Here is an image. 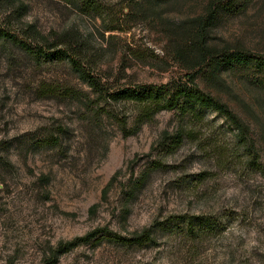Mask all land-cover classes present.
<instances>
[{
	"label": "rangeland",
	"instance_id": "1",
	"mask_svg": "<svg viewBox=\"0 0 264 264\" xmlns=\"http://www.w3.org/2000/svg\"><path fill=\"white\" fill-rule=\"evenodd\" d=\"M96 1L99 12L80 0H0V30L15 37L0 39V264H46L59 244L99 228L133 237L151 227L148 245L90 242L57 264H264V71L213 73L206 58L211 49L264 57V0L217 19L210 5L227 0ZM41 38L70 41L112 92L195 75L248 126L262 169L214 112L171 155L155 147L175 132L174 112L130 135L135 106L103 100L68 61L37 59L24 44ZM159 159L165 167L127 197ZM185 215L214 223L192 235Z\"/></svg>",
	"mask_w": 264,
	"mask_h": 264
},
{
	"label": "trees",
	"instance_id": "2",
	"mask_svg": "<svg viewBox=\"0 0 264 264\" xmlns=\"http://www.w3.org/2000/svg\"><path fill=\"white\" fill-rule=\"evenodd\" d=\"M71 1V0H66ZM252 0H245L239 6L236 0H227L226 2H213L209 7L208 17L217 19L219 11L239 14L245 11L246 6ZM82 8L86 12H99L100 6L96 0H80ZM64 38L66 37L63 36ZM201 42L204 39V33H201ZM0 39H15L8 31L0 30ZM43 44L31 45L24 44L31 53L40 59L44 57L48 61H68L80 77L106 101L115 103H130L136 108L135 126L131 134L136 133L145 124L151 123L154 117L161 112H174L179 121L175 132H165L155 149H160L167 155L174 154L188 137L196 134L197 128L205 125V111L214 112L223 117L229 124L230 129L236 132L238 139V149H243L244 155L248 158V165L253 169L261 170L260 155L256 144L250 138L248 126L230 109L228 105L214 98L205 92L196 82L195 75H188L184 78L173 79L165 84L138 85L134 88H122L115 91L105 89L89 71L82 65L80 57L81 50L75 49L70 41L61 40V42L48 43V40L42 39ZM202 44V43H201ZM47 46V50L43 48ZM60 46H65L61 48ZM207 66L213 72L222 68L240 65L246 67L258 68L264 71V57H258L245 53L243 51H222L209 50L207 53ZM264 87V83L261 84ZM53 93V92H52ZM48 91L45 95H48ZM126 129V126L124 130ZM126 133V132H125ZM128 133V132H127ZM165 165L159 160L152 161L149 166L134 180L127 197H132L134 193L142 188L148 180L150 173L163 169ZM118 178L117 175L111 181L112 185ZM106 194V190H105ZM95 207L92 208V211ZM183 220L188 225V231L192 235H199L204 227L214 223V217L210 215L203 216H183ZM154 229L151 227L133 237H125L115 234L105 228H99L84 237L76 238L73 241L61 243L53 251L51 258L46 264H57L60 256L72 251L74 248L86 243H101L103 240L121 244L123 246H145L153 241Z\"/></svg>",
	"mask_w": 264,
	"mask_h": 264
}]
</instances>
